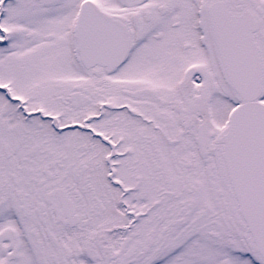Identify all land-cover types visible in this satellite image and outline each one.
<instances>
[{"label":"snow or ice","instance_id":"obj_1","mask_svg":"<svg viewBox=\"0 0 264 264\" xmlns=\"http://www.w3.org/2000/svg\"><path fill=\"white\" fill-rule=\"evenodd\" d=\"M0 264H264V0H0Z\"/></svg>","mask_w":264,"mask_h":264}]
</instances>
